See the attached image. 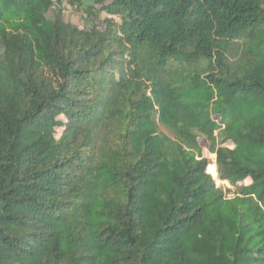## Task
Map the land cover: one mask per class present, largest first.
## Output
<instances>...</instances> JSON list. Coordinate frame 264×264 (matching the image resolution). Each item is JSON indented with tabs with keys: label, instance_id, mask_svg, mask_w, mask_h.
Returning a JSON list of instances; mask_svg holds the SVG:
<instances>
[{
	"label": "trees",
	"instance_id": "trees-1",
	"mask_svg": "<svg viewBox=\"0 0 264 264\" xmlns=\"http://www.w3.org/2000/svg\"><path fill=\"white\" fill-rule=\"evenodd\" d=\"M0 264H264V0H0Z\"/></svg>",
	"mask_w": 264,
	"mask_h": 264
},
{
	"label": "rangeland",
	"instance_id": "rangeland-1",
	"mask_svg": "<svg viewBox=\"0 0 264 264\" xmlns=\"http://www.w3.org/2000/svg\"><path fill=\"white\" fill-rule=\"evenodd\" d=\"M63 14H64V19L66 22L72 23L73 25H76V26L81 27V28L84 27V23H83V20L80 19V15L78 13H76L74 11V9L72 7H70L66 2L64 3V6H63ZM51 15L52 14H50L49 17ZM60 133H61V130L58 131V136L60 135ZM201 143H202V146L204 147L203 156L211 159L212 161H216V156L210 154V152L208 150L207 142L204 140V141H201ZM208 173L214 177L218 187H222L223 189H231V191H234L232 189V187L229 185V183H227V182L222 183L217 179L216 164L214 162L209 166ZM250 183H251L250 180H247L245 182L246 185H248Z\"/></svg>",
	"mask_w": 264,
	"mask_h": 264
},
{
	"label": "crops",
	"instance_id": "crops-1",
	"mask_svg": "<svg viewBox=\"0 0 264 264\" xmlns=\"http://www.w3.org/2000/svg\"><path fill=\"white\" fill-rule=\"evenodd\" d=\"M216 164V163H215Z\"/></svg>",
	"mask_w": 264,
	"mask_h": 264
}]
</instances>
